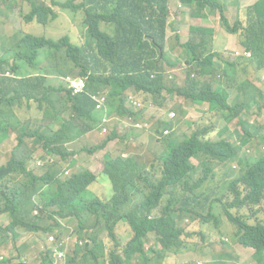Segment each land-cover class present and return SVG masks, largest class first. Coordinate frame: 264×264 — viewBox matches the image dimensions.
<instances>
[{
  "label": "trees",
  "instance_id": "trees-1",
  "mask_svg": "<svg viewBox=\"0 0 264 264\" xmlns=\"http://www.w3.org/2000/svg\"><path fill=\"white\" fill-rule=\"evenodd\" d=\"M29 1L32 9L25 16L27 22L47 25L58 17L57 5L73 16L81 13L86 41L75 43L69 35L53 38L26 33L20 38L15 34L21 39L14 45L15 54L0 58V140L13 133L16 141L9 161L0 165V217L10 215L8 228L50 232L60 226L59 219L74 220L81 232H88L85 237L92 244L78 247L67 264H101L94 247L101 248L100 231L116 237V227L124 222L133 235L122 253L118 249L111 252L109 264H162L169 254L166 250L178 253L183 246L186 220L204 224L215 218L222 223L224 216L237 225L235 242L254 248L264 261V210L254 211L253 222L248 220L250 215L232 211L246 208L251 212L264 202V151L257 156L240 154L242 146L258 136L254 131L260 130L257 123L244 121L240 110L260 106L257 97L244 93L242 86L261 91L245 74L251 66L257 72L264 69V0L250 5L245 19L234 23L221 0H177L180 9L174 15L170 0H54V5ZM207 11H219L222 25L201 20ZM226 31L239 34L250 56L235 55V60H229L222 58L218 48L214 50L217 37ZM175 40L187 65L182 85L171 74L179 64L168 53ZM18 61L32 66L46 62L47 73L29 74ZM76 70L87 78L89 92L107 95L106 117L137 118L130 96L144 110L148 100L165 106L166 95L177 94L192 103H209L225 121L223 131H229L228 124L239 118L242 133L235 143L223 137L210 140L207 135L212 129L208 127L183 133V137L174 132L161 142L165 144L162 149L169 148L165 155H160L161 149L148 160L143 153L123 156L109 152L100 175L79 169L64 176L63 164L73 167L77 163V150L67 144L77 143L95 130L103 116L89 94L73 95L60 79L49 76L72 75ZM23 109L35 111L34 115L23 119L19 114ZM161 126L171 127L172 123L163 121ZM117 135L113 131L104 144L83 150H100ZM232 135L237 132H229ZM31 144H41L45 150L41 167L30 162L35 157L33 151L28 152ZM228 161L238 162V178L228 180L225 174L218 179L227 172L221 164ZM102 176L112 186L108 197L94 189L104 181ZM229 190L234 199L226 202ZM218 204L223 205L222 214H217ZM36 209L38 221L33 222L30 215ZM151 233H156L155 240L162 247L148 253L144 239ZM138 256H143L140 263ZM40 264H55L52 254L44 253ZM207 264L226 263L214 259Z\"/></svg>",
  "mask_w": 264,
  "mask_h": 264
},
{
  "label": "rangeland",
  "instance_id": "rangeland-1",
  "mask_svg": "<svg viewBox=\"0 0 264 264\" xmlns=\"http://www.w3.org/2000/svg\"><path fill=\"white\" fill-rule=\"evenodd\" d=\"M49 5H54V0H43ZM62 1V0H57ZM67 1V0H63ZM82 0H75V3H79ZM259 0H221V2L226 6L229 19L232 23L236 20L245 19L247 15V8ZM60 5H57L58 17L50 21L47 25L40 24L36 21L27 22L25 16L31 11L32 4L29 0H0V58L3 55L8 54V56H13L15 54L14 45L18 43L26 33H33L39 36H47L53 38H60L62 36L69 35L73 42L84 44L86 37L83 34V16L79 13L77 16L68 14L64 8ZM178 4H174L172 11L173 14L178 9ZM215 15L217 16V25H222L220 21V12L216 11ZM104 27V26H103ZM15 34H18L20 38H15ZM183 37H189V29H187L186 34H183ZM223 39V36H221ZM219 38V42H220ZM177 40L173 43L172 50H169L168 53L171 55V60L178 62V69L171 72V74L177 79V83L182 85L186 77V68L187 65L184 62L182 56L183 49L178 46ZM222 48V52H219L223 59H232L235 60V55H241L244 51V46L240 42L239 34H234L232 39L226 42L225 45L219 46ZM214 50L217 52V42L214 45ZM12 62V61H11ZM17 64L22 65V70L33 75L47 73V63L32 66L29 63H22L18 61ZM222 61L217 60V66L221 67ZM170 69V68H168ZM171 70V69H170ZM173 70V69H172ZM79 70H76L73 76L79 75ZM264 69L260 72H257L254 67H250L248 77L250 80L255 81V83L264 89ZM55 81L61 79L55 74L49 75ZM243 76V75H242ZM241 76V77H242ZM236 77H233L235 80ZM172 79V78H170ZM62 81V80H61ZM244 93H248L249 96L253 95L259 100V105H252L250 108H241L240 117L249 124L257 123L260 127L259 131H254L255 135H258L255 138L250 139V142L245 146H242L240 150L241 155L246 156H257L260 152L264 151V90H256L252 87L242 86ZM235 92L229 98L231 101L234 97ZM146 97V96H145ZM147 98V97H146ZM243 101V97L241 98ZM165 108H171V111H175L176 117L174 121L177 123V132L180 136H183V133H191L195 130H200L204 127L212 129L207 137L210 140H218L220 138L229 139L231 142L237 141L240 138L239 132L242 133L241 125L239 123V118H235L231 123L228 124L230 130L223 131L225 121L217 116V112L211 109L209 103L203 102H190L185 98L175 95H166ZM248 103V101H246ZM37 107V103H34V108ZM35 111L27 112L26 110H21L19 114L22 117L27 115V118L30 114L34 115ZM42 113V112H41ZM159 114L157 108L153 105L146 107V110L141 113V116L138 120L133 122V127L129 130L124 128L126 120H121L118 117L110 116L104 119L105 125L102 130L95 128V130L88 132L85 136L77 143H68L67 146H71L72 149L77 150L75 159L77 163L75 166H68L66 163L63 164L64 169L67 167L68 172L72 174L75 170L79 169H90L95 174L100 175L104 169V157L106 153L111 152L113 155L120 153L135 154L143 153L146 156V159H153L161 150V141L154 136L151 131L147 132L145 128L144 121L150 116L155 117L154 115ZM39 114V113H38ZM187 114V116H186ZM40 115V114H39ZM186 116V117H185ZM65 118H68V114L64 115ZM188 120V124H186ZM139 123L140 127H137L136 124ZM157 128L160 129V126L157 125ZM104 131L113 132L115 131L117 137L111 140L104 148L100 150H94L93 153H89L87 150H83V147H88L91 150L96 149L98 145L104 144L107 136ZM229 132H237V135H232L229 137ZM110 133V134H111ZM143 134V135H142ZM137 135H142L137 137ZM15 135L12 133L11 138L7 141L6 153L0 155V165L6 164L10 159L11 151L15 145ZM32 145V144H31ZM34 146V145H33ZM38 151V155L34 157L32 161L41 160L44 163L43 155L45 150L41 144H38L32 150L33 152ZM169 148L166 145L160 155H165L168 152ZM75 163V161H73ZM195 162L198 163V160L195 159ZM41 167V166H38ZM221 167L227 170L226 173L218 176L219 178L225 177L228 180H233L238 178V171L240 166L236 161L223 162ZM104 181L98 182L94 185V189L101 193L105 194L106 197L110 196L112 193V186H109V183L106 180L105 176H102ZM215 185V184H214ZM238 186H241L239 183ZM103 197V195H100ZM234 199V194L229 190V200L225 199L226 202H231ZM257 209L264 210V202L261 207H255L253 211L248 212L246 208L237 210L233 208L232 211L236 213L246 214L251 216L248 220L253 222L255 219L254 211ZM224 208L222 204H218L217 214H222ZM31 220L33 222L38 221L37 216L33 210L31 211ZM12 218L10 215L4 214L0 217V257L3 255L4 259L0 258L1 262H9L8 264H37V262L43 259L45 248V238L46 234H43L44 231L40 230L27 231L33 232L32 235L27 233L26 230L16 227L14 230L8 228L11 223ZM70 221V220H69ZM74 220L69 223L68 226L75 228L77 235L85 239L87 231H79L78 225ZM185 227V234L183 237L188 236L191 232H195L192 238H188L191 241H195L199 248L208 249L214 252V257L217 260H222L226 264H235L239 258L237 257V242H235L234 233L237 231V225L228 221L226 217L222 216V223H217V219L213 218L209 222L202 224L200 220L191 221L186 220L183 223ZM221 227V228H220ZM222 229V230H221ZM93 231H89L92 233ZM227 232V234H224ZM116 237H112L107 231H100L98 236V243L101 244V248H98L97 245L94 247L99 253V259L101 264H109L112 260L111 252L118 249L122 253V249L127 245L131 239L133 232L131 227L127 223H120L115 229ZM37 236L40 241L36 243L33 242L34 237ZM156 233H151L147 238L144 239L145 251L150 250V246L153 245L155 240ZM182 237V238H183ZM23 247V249H20ZM85 247V245L79 246ZM70 256V255H69ZM61 262V264H67V260ZM54 262L56 259L52 256ZM244 261L247 264H257L256 260L250 255H243ZM143 259V256H138L136 261L140 263ZM193 259L197 262L200 261L204 264L205 260L200 255V253H184L182 256V261ZM169 263H176V260L168 258Z\"/></svg>",
  "mask_w": 264,
  "mask_h": 264
},
{
  "label": "built area",
  "instance_id": "built-area-1",
  "mask_svg": "<svg viewBox=\"0 0 264 264\" xmlns=\"http://www.w3.org/2000/svg\"><path fill=\"white\" fill-rule=\"evenodd\" d=\"M245 55L250 56V53H246ZM68 89L72 91L73 95L78 94H90L92 99L95 102V106L97 110L105 109L106 101H107V95L101 92L97 93H89L88 92V82L87 78L83 76H73L68 75L62 78ZM131 103L135 107V111L138 112L142 110V104L134 98V96H130ZM139 118H136L135 116H129L128 118H124L123 120H126V123L124 127H133V122L138 120ZM147 120L144 121V125L146 127ZM137 127H140V124H136ZM107 132V131H104ZM42 162H38V166H41ZM68 168H65L64 175H69ZM89 239H81L75 230V228L70 227L67 232L65 233H58V232H49L46 235L45 238V245L44 248L47 251H50L54 257L58 260H65L68 255L73 254L74 251L78 246L85 245L86 243H89Z\"/></svg>",
  "mask_w": 264,
  "mask_h": 264
},
{
  "label": "crops",
  "instance_id": "crops-1",
  "mask_svg": "<svg viewBox=\"0 0 264 264\" xmlns=\"http://www.w3.org/2000/svg\"><path fill=\"white\" fill-rule=\"evenodd\" d=\"M174 4H178V7H179L178 9H180V5H179V3H178L177 0H170L172 14H173L172 8H173V5ZM178 9L176 11H178ZM176 11H175V13H176ZM201 20L208 21V22H210L212 24H216L217 16L215 15V13H211L210 11H207L206 14H205V16H204V18H202ZM180 27L181 26L179 24L176 25V29H180ZM233 35L234 34H231V33H229V32L226 31V33L223 35L224 36L223 39H221V37H217V48H218V51L219 52H222L223 51L222 48H220L219 46L225 45L227 41H229L230 39H232V36ZM219 38L221 40L220 42H219ZM248 73H249V71L245 74V78H247L258 89L264 90L263 88L259 87L255 83V81H252V80L249 79ZM148 101L149 102L146 103L144 107L145 108L146 107H149L150 108V105H153V106H155L157 108V110L159 111V114H156L155 113V115H154L155 117L154 118H153V116H150L148 118L147 122H146L147 125H146L145 128H146L147 132H150L151 131V133L154 136H156V138L158 140H164L166 137H168L169 135L173 134L176 131V129H177V123L174 121V118L176 117V113H175V111H171L172 110L171 108H165L163 106H160V105H157V104L151 102L150 100H148ZM186 116H187V114H186ZM163 121H169V122H171L172 123V126L171 127H167V128H163L161 126V122H163ZM185 122H186V124L189 123L188 120H186ZM157 125L160 126V129L157 128ZM142 135H137V137H141ZM178 136H180V135H178ZM10 137H11V135H8V137L5 138L4 140H2V141L0 140V155H2L3 153H6L8 151V149H7V141L10 139ZM181 137H183V136H181ZM164 145L165 144H162L161 143V146L162 147ZM14 147L12 149H9L11 151V155H12V152H13ZM162 147H161V149H162ZM33 149H34V146L33 145H30V147L28 149V152L32 151ZM38 151L35 150V156L38 155ZM32 163L34 164V162H32ZM111 195H112V193H111ZM27 233H30V235H32L33 232H27ZM37 241H40V239L37 236H35L33 242L36 243ZM20 249H23V247H20ZM245 254L246 255H250L251 254V256L254 259L255 249L252 248V247H245V246L241 245L240 243H237V255L240 257L239 264H247L244 261V258H243V255H245ZM0 258L1 259H4V256L2 255ZM42 260L43 259L39 260L37 262V264H40L42 262ZM8 263H9L8 261L7 262H1L0 261V264H8Z\"/></svg>",
  "mask_w": 264,
  "mask_h": 264
},
{
  "label": "clouds",
  "instance_id": "clouds-1",
  "mask_svg": "<svg viewBox=\"0 0 264 264\" xmlns=\"http://www.w3.org/2000/svg\"><path fill=\"white\" fill-rule=\"evenodd\" d=\"M246 51V49L244 48V51L242 52V54L241 55H238V56H242V55H245V52ZM248 56V55H247ZM9 74V73H8ZM10 75V74H9ZM68 76V75H67ZM77 76H80V75H77ZM63 77H65V76H62V77H60L61 79L60 80H62V82L64 83V81H63ZM65 84V83H64ZM66 85V84H65ZM67 87V86H66ZM68 88V87H67ZM70 90V89H69ZM88 90V89H87ZM71 91V90H70ZM72 92V91H71ZM89 92V91H88ZM89 93H91V92H89ZM84 94H87V93H84ZM79 95V94H78ZM90 95V94H89ZM95 110H97L96 109V106H95ZM146 110V108L144 109V110H140V111H138V112H136L137 114H138V117L137 118H140V116H141V113H143L144 111ZM98 111H103V116H102V118H101V121H100V123H99V125H98V127H97V129H99V130H102V128L104 127V125H105V122H104V119L105 118H107L106 117V107H105V109H100V110H98ZM27 112V115H28V111H26ZM27 115L25 116V117H23V119H26L27 118ZM112 116H115V115H112ZM108 117H110V116H108ZM115 117H118V116H115ZM119 118V117H118ZM120 119V121L121 120H123L124 118H119ZM126 130H129V129H131L132 127H124ZM105 134H110L111 132H104ZM126 153H123V156H128V155H125ZM34 155H35V152H34ZM32 161V160H31ZM30 161V162H31ZM32 162H34V164L35 165H37L38 166V162H41V160H37V161H32ZM70 175V174H69ZM64 176H67V175H64ZM39 213V209H36L35 210V214H38ZM59 222H60V226L59 227H56L53 231H50V232H58V233H65V232H67L68 231V229L70 228V226H68L69 225V223L70 222H72V221H69V220H64V219H59ZM189 222H191L190 220H189ZM76 224V223H75ZM79 228V227H78ZM79 231H80V229H79ZM47 233H49V232H44L43 234H46L47 235ZM194 235H196V233L195 232H191L188 236H186V237H183L182 239H183V241H184V244H183V246L180 248V251L178 252V253H169L167 256H166V258L163 260V262H162V264H176V263H178V262H192L193 264H197V262L195 261V260H193V259H188V260H184V261H182V256H183V254L184 253H200V255L204 258V260H205V262H204V264H207V263H211V262H213L214 261V259H215V257H214V252L213 251H210V250H208V249H204V248H199L198 247V245H197V243L195 242V241H191V240H189L188 238H192ZM81 237V236H80ZM81 238H83V237H81ZM156 238V237H155ZM85 239H89L88 237H85ZM90 240V239H89ZM87 244H89V245H91L92 244V241L90 240V242L89 243H86L85 245H87ZM242 245V244H241ZM243 246H245V245H243ZM43 247H44V245H43ZM79 247V246H78ZM77 247V248H78ZM162 247V244H161V242H160V240H158V241H156L154 244H153V246L150 248V250L148 251V253H150V251L152 250V249H159V248H161ZM245 247H247V246H245ZM77 248H76V250H77ZM75 250V251H76ZM75 251H74V253H75ZM48 252H50V251H47V250H45V252H43V253H48ZM51 253V252H50ZM74 253L73 254H70V256H72V255H74ZM52 254V253H51ZM52 256H54L53 254H52ZM69 256V255H68ZM237 257L239 258V260H237L236 262H235V264H239V262H240V257L237 255ZM55 259H56V257H54ZM168 258H170V259H174V260H176V263H169L167 260H168ZM254 259L256 260V262H257V264H264V261H260V259L258 258V255H257V252H256V250H255V254H254ZM63 261H65V260H58V259H56V261H55V264H61V262H63ZM198 264H202L200 261L198 262Z\"/></svg>",
  "mask_w": 264,
  "mask_h": 264
},
{
  "label": "flooded vegetation",
  "instance_id": "flooded-vegetation-1",
  "mask_svg": "<svg viewBox=\"0 0 264 264\" xmlns=\"http://www.w3.org/2000/svg\"><path fill=\"white\" fill-rule=\"evenodd\" d=\"M166 251L169 252V253H173V250L172 249H168Z\"/></svg>",
  "mask_w": 264,
  "mask_h": 264
}]
</instances>
